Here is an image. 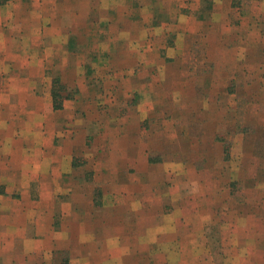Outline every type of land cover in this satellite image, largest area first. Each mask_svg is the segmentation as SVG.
<instances>
[{"label": "rangeland", "instance_id": "rangeland-1", "mask_svg": "<svg viewBox=\"0 0 264 264\" xmlns=\"http://www.w3.org/2000/svg\"><path fill=\"white\" fill-rule=\"evenodd\" d=\"M0 46L71 140L7 155L0 264H264V0H0Z\"/></svg>", "mask_w": 264, "mask_h": 264}, {"label": "crops", "instance_id": "crops-1", "mask_svg": "<svg viewBox=\"0 0 264 264\" xmlns=\"http://www.w3.org/2000/svg\"><path fill=\"white\" fill-rule=\"evenodd\" d=\"M8 51L9 50L7 47L3 48L2 46H0V54H4V52L8 53ZM1 77H0V184L4 182L5 179L7 178L10 179V177L6 178L7 175L16 178L15 180L19 179V181H24L23 177L18 178L19 165L18 168L17 166H14L13 169L17 168V170L15 171L8 170L11 164L7 159V155L8 156L12 155L11 157L17 158L19 156L18 152L22 148L25 149V146H27V149L29 148L35 149L37 146H64L66 142L71 141L68 135H65V138H61V136L64 133H60L58 126L59 124H61V122L63 123L64 122L63 119L67 117V114L66 116H63L65 114H61V111L65 110L67 107L66 105V102H68L67 99L63 100V106L60 109H56V110H61L60 113L58 111H48L46 113H43L41 107H37V108L35 107V109L29 110L26 107L27 105L26 99L28 96L24 94H20V95L14 93L9 94L6 88L7 83L4 84L3 79ZM27 83L28 81L23 80L21 86L24 85L28 86ZM137 146H145V144L141 142ZM50 162L52 165L54 164L55 168L57 166L59 168V166L62 165V162L59 161L57 157L55 159L53 158ZM71 165L73 167V164L70 161H67L65 164V166L67 167V171L69 172L71 171ZM58 168L55 169L54 171L55 173H57ZM25 173L27 174L28 171H26ZM33 176L34 173H32L29 176L30 179H32ZM90 180L91 178L89 177V175H87L85 181L83 179V182H86L85 187L87 188V191L90 187V182H89ZM92 190L94 193L95 188H92ZM11 194L12 192L8 189V185L4 189L2 187L0 188V200L1 198H10ZM52 195L56 196L57 193ZM103 195L104 197H107L111 194L110 192H105ZM115 196L117 197L116 194ZM39 197H41L40 194ZM103 201L105 202L104 199ZM53 234L57 235V232H53ZM38 241H36L38 245V250H42L43 248L42 242H38ZM43 242H45V239L43 240Z\"/></svg>", "mask_w": 264, "mask_h": 264}, {"label": "trees", "instance_id": "trees-1", "mask_svg": "<svg viewBox=\"0 0 264 264\" xmlns=\"http://www.w3.org/2000/svg\"><path fill=\"white\" fill-rule=\"evenodd\" d=\"M53 94H54V103H55V108H61L63 101L61 100V102H56L57 101V93L56 91L53 90ZM66 98H69L68 96Z\"/></svg>", "mask_w": 264, "mask_h": 264}]
</instances>
